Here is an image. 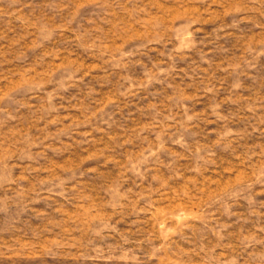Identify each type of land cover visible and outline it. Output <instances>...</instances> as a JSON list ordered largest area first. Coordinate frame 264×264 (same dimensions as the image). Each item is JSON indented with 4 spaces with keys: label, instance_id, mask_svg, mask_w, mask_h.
Here are the masks:
<instances>
[{
    "label": "rangeland",
    "instance_id": "rangeland-1",
    "mask_svg": "<svg viewBox=\"0 0 264 264\" xmlns=\"http://www.w3.org/2000/svg\"><path fill=\"white\" fill-rule=\"evenodd\" d=\"M0 264H264V0H0Z\"/></svg>",
    "mask_w": 264,
    "mask_h": 264
}]
</instances>
